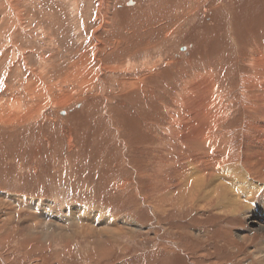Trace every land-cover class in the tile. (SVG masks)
I'll list each match as a JSON object with an SVG mask.
<instances>
[{
	"label": "rangeland",
	"instance_id": "374dc122",
	"mask_svg": "<svg viewBox=\"0 0 264 264\" xmlns=\"http://www.w3.org/2000/svg\"><path fill=\"white\" fill-rule=\"evenodd\" d=\"M263 54L264 0H0V264H264V141L241 153ZM207 85L193 153L251 195L183 144Z\"/></svg>",
	"mask_w": 264,
	"mask_h": 264
},
{
	"label": "bare ground",
	"instance_id": "6f19581e",
	"mask_svg": "<svg viewBox=\"0 0 264 264\" xmlns=\"http://www.w3.org/2000/svg\"><path fill=\"white\" fill-rule=\"evenodd\" d=\"M253 69L255 71V76L247 81L246 83L247 89L248 91L249 90L256 91V88H260L264 94V54L255 59L254 64H253ZM258 100L264 101V96L263 95L260 96ZM180 102H182L183 105H187L190 107L189 113H188V117L190 119H192L196 123L204 122L203 126H201V124L196 125L195 123L186 125L188 133H187L186 139L184 140L185 142L183 143V144H187V143L189 144V145L187 144L188 149L192 151V154H194L193 157H195L197 160L200 161V163H197V167L200 169L199 171L201 170L205 171L206 168L209 166L212 173L214 172L217 173V177L220 176L221 178H225L224 181H222V183L218 186L219 189L221 188L229 189V185L234 184L235 190L240 185L243 192L247 193L248 195L253 194L254 192L252 193V191L255 187H257L258 184L252 183L251 181H249V176H248L249 171H247L248 174H246L245 172L244 174H239L238 170H235L233 167L225 166L224 165L225 159L223 157H222L223 159H220V157L218 156L219 154L214 155L216 152L214 154L212 153L213 155L211 156H205V157H200V156L197 157L195 155L196 152L193 153L192 146L195 150H198L197 153H200L202 147H203V150L205 149V151L206 150L209 151V149L212 150L211 147L206 146L207 144L206 135L208 133L207 131L212 132L214 127H216L217 124L221 123L222 121L221 111L215 110L217 106L215 105L214 99L212 98V95H211V87L207 85L206 90L203 92L192 91L186 96L184 101H180ZM245 107L246 109L250 108L248 104H246ZM211 110H214V111L209 116L208 113ZM253 115L257 119L260 116L258 120L259 122L254 121L251 124L248 123L245 125L244 146H243V150L241 151V153H242L244 162H246V165H248L250 169L254 170L256 168H259V169L264 168V159H262L259 162L256 168L252 167L253 165L251 164V157L253 156V153H258L257 149L256 150H253V149L258 148L260 146L261 144L260 140L264 141V113L262 114L253 113ZM179 123L180 122H177L176 124H179ZM209 141L210 139H208V142ZM207 154H210V153H207ZM214 162H217V163L214 164ZM185 191H187L185 193L190 194L191 188L189 186H186ZM218 193H219L218 197L220 199H222L224 194H226L224 193L223 190H220ZM228 194L229 193H227L226 195ZM238 200L239 198L234 196L232 199V202H236ZM36 239L39 241V238H36ZM104 241L109 242L108 237H105ZM32 245L33 244H29V247L31 248Z\"/></svg>",
	"mask_w": 264,
	"mask_h": 264
},
{
	"label": "crops",
	"instance_id": "0c3cea01",
	"mask_svg": "<svg viewBox=\"0 0 264 264\" xmlns=\"http://www.w3.org/2000/svg\"><path fill=\"white\" fill-rule=\"evenodd\" d=\"M54 205H57L56 202H55ZM63 208H64L65 211H69L65 206H64ZM40 210H45V207H43V206L40 207ZM44 213H45V211H42V214H44ZM42 214H41V215H42Z\"/></svg>",
	"mask_w": 264,
	"mask_h": 264
}]
</instances>
